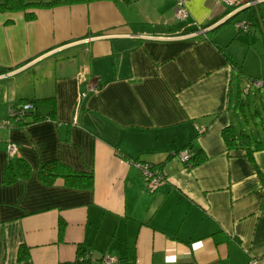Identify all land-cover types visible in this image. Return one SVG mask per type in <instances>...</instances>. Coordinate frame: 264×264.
Here are the masks:
<instances>
[{"label": "crops", "instance_id": "0c3cea01", "mask_svg": "<svg viewBox=\"0 0 264 264\" xmlns=\"http://www.w3.org/2000/svg\"><path fill=\"white\" fill-rule=\"evenodd\" d=\"M183 2L182 20L173 0L0 11V119L26 100L54 116L0 126V264L70 261L77 244L93 249L94 264L264 261V149L250 157L222 137L225 126L251 134L256 123L236 124L243 70L217 30L249 11L250 30L237 33L259 34L253 13L264 15V0ZM85 79L100 87L82 98ZM8 142L31 168L9 184ZM187 144L205 159L186 166L172 156ZM129 158L163 166L165 181L149 190ZM50 160L91 172L92 186L70 187L62 177L44 183L39 170ZM103 254L116 260L102 262Z\"/></svg>", "mask_w": 264, "mask_h": 264}, {"label": "trees", "instance_id": "16d2710c", "mask_svg": "<svg viewBox=\"0 0 264 264\" xmlns=\"http://www.w3.org/2000/svg\"><path fill=\"white\" fill-rule=\"evenodd\" d=\"M84 0H45V1H28V0H0V11H18L25 10L29 7H53L61 4H71L76 2H81ZM254 22L253 25L259 29V36L264 40V15L261 12L259 7H255L254 10ZM33 18V14L26 13V19ZM252 23H250L251 27ZM239 31H242L238 28ZM250 30V28H249ZM247 30V31H249ZM228 61L232 64V66L236 67L237 63L230 55H226ZM255 79V78H253ZM27 102L35 103L36 100H26ZM42 101H49L53 103L52 99H42ZM35 105V104H34ZM30 117L32 120H42L46 117L50 119H54L53 115H40L37 112V108L35 105V109L33 111L27 112L26 118ZM26 122V121H25ZM24 122V123H25ZM23 123V124H24ZM222 137L225 141L226 147L228 148H237L242 147L246 149V153L251 157L253 150L264 149V138L256 139L252 138L251 134L239 131L236 132L235 127L233 125L225 126L222 129ZM185 147L191 149V144H187ZM205 155L202 153L200 149H196L191 153L190 159L185 162L186 166H192L196 163L205 159ZM31 168L29 164L20 158H10L4 167V177L3 180L5 183L9 184L16 180L26 178L30 175ZM56 177H62L65 185L70 187L77 188H89L92 186L93 177L91 172H82L75 171L71 169L66 164L58 161V160H50L45 162L41 169L39 170V178L46 184H52ZM63 228V223L60 222L59 230L60 233ZM93 249L88 245L77 244L76 248V257L70 261L59 262L57 264H94L95 260L92 258ZM27 256V251L22 249L19 252L18 258L22 259ZM98 260L100 259L97 258Z\"/></svg>", "mask_w": 264, "mask_h": 264}, {"label": "rangeland", "instance_id": "374dc122", "mask_svg": "<svg viewBox=\"0 0 264 264\" xmlns=\"http://www.w3.org/2000/svg\"><path fill=\"white\" fill-rule=\"evenodd\" d=\"M252 23L250 19V12H241L233 17L228 22L221 25L217 30L224 33V38L228 41L227 50L236 58L241 64L243 73H237L240 77L239 87L240 95L239 99L243 102V110H236V124L240 128H246L248 121L249 125L253 127L252 135L256 139L264 138V86L257 89L255 85L250 83L248 75L252 78H261L264 75V41L259 35H249L245 33H237L238 22ZM231 31V33H230ZM232 32H234L232 34ZM249 85L248 93L245 94L243 89ZM248 109L251 111L249 112ZM254 112L257 115H254ZM244 115V116H243ZM238 118V119H237ZM240 123V124H238ZM256 129V130H254Z\"/></svg>", "mask_w": 264, "mask_h": 264}, {"label": "built area", "instance_id": "2783aa9c", "mask_svg": "<svg viewBox=\"0 0 264 264\" xmlns=\"http://www.w3.org/2000/svg\"><path fill=\"white\" fill-rule=\"evenodd\" d=\"M217 2L223 3L225 5L231 7H239L241 5H255L258 0H215ZM174 2V14L178 20L185 19L188 16L187 8L184 5L183 0H173ZM237 27L242 31H247L250 28V23L248 22H238ZM203 27L198 26V32L203 31ZM81 83H83V89L80 90V97H85L90 92H95L99 89L100 85L96 80L93 79H85ZM253 85L260 88L264 86V75L261 78H255L250 81ZM249 85H247L246 90H248ZM35 109V105L32 102H21L18 104H12L9 106L7 115L4 118L0 119L1 127H12L15 125H21L26 120L27 112L33 111ZM202 128H199L201 131ZM18 146L14 142H8L6 145V151L8 158H12L15 156L17 152ZM172 156L178 159L179 161L185 163L190 159L191 151L188 147H184L180 150H177L172 153ZM128 162L134 165L144 180L147 188L149 190L155 189L157 186L162 184L166 178V172L163 166H156L150 162L141 161L133 158H129ZM92 254V253H91ZM116 259L114 257H110L107 254H103L101 257L102 262H114ZM247 264H264V261H259L256 259H250Z\"/></svg>", "mask_w": 264, "mask_h": 264}]
</instances>
